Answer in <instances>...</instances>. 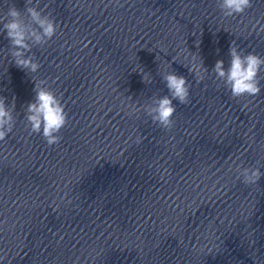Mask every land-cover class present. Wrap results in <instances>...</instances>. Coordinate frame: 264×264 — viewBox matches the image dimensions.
I'll return each mask as SVG.
<instances>
[{
  "label": "clouds",
  "instance_id": "clouds-1",
  "mask_svg": "<svg viewBox=\"0 0 264 264\" xmlns=\"http://www.w3.org/2000/svg\"><path fill=\"white\" fill-rule=\"evenodd\" d=\"M218 6L226 17L242 15L252 7V0H218ZM0 33H6L9 41L7 49L16 67L28 73H36L41 67L32 53L33 47L46 45L56 35L58 25L44 8L39 7L38 0H25L23 10L15 4H6V12L0 16ZM260 31H264L261 26ZM199 42H197L198 44ZM230 62L225 68L223 60H217L212 73L217 81L223 82L230 90L232 97L256 96L261 92L260 74L264 70V56L256 52L245 53L235 41L229 48ZM188 71L196 77L198 82L204 80L208 69L203 62H191ZM146 84L153 83L150 73L140 71ZM162 81L168 90L166 95L151 98V102L141 105L140 108L160 127L169 129L173 125V116L176 105L187 104L190 97V84L186 77L174 71L160 72ZM34 81V80H33ZM35 97L27 104L24 119L30 132L41 134L49 147L59 144L62 140L61 130L68 124V113L61 99L47 86L44 80L34 81ZM5 97L0 96V142L12 132L16 120L15 97L11 105H6ZM175 102V103H174ZM136 109L134 108V111ZM140 138L137 137V142ZM239 176L246 184L257 183L264 173L259 168L237 167Z\"/></svg>",
  "mask_w": 264,
  "mask_h": 264
}]
</instances>
